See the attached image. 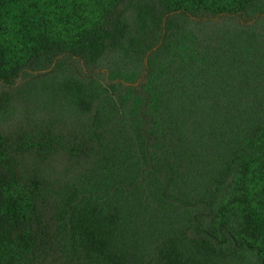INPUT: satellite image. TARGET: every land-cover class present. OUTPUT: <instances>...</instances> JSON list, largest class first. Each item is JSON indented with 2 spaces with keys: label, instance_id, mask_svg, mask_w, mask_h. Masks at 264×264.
I'll return each mask as SVG.
<instances>
[{
  "label": "trees",
  "instance_id": "1",
  "mask_svg": "<svg viewBox=\"0 0 264 264\" xmlns=\"http://www.w3.org/2000/svg\"><path fill=\"white\" fill-rule=\"evenodd\" d=\"M197 253L264 264V0H0V264Z\"/></svg>",
  "mask_w": 264,
  "mask_h": 264
},
{
  "label": "rangeland",
  "instance_id": "2",
  "mask_svg": "<svg viewBox=\"0 0 264 264\" xmlns=\"http://www.w3.org/2000/svg\"><path fill=\"white\" fill-rule=\"evenodd\" d=\"M103 72H106V70H104V71H102V73ZM109 74H107V72H106V78H107V81L109 80ZM63 76H61V77H59L58 78V80L61 82V78H62ZM58 81V82H59ZM23 82H24V79H23V77L22 78H20L18 81H17V83H18V85H21V84H23ZM115 83V82H114ZM123 84H125V85H127L128 87H131V86H133L131 83H126V82H123ZM64 87H66V88H69L70 87V84H69V82H65L64 83ZM97 89H99V88H97ZM69 91V89H66V91H65V93H64V96H65V99L66 100H68L69 102H70V95H66L67 94V92ZM63 96V97H64ZM184 264H211V263H209L208 262V257H207V255H205V254H196V256H194V257H189V258H186V259H184ZM222 264H224V263H222ZM229 264H236V263H229Z\"/></svg>",
  "mask_w": 264,
  "mask_h": 264
}]
</instances>
